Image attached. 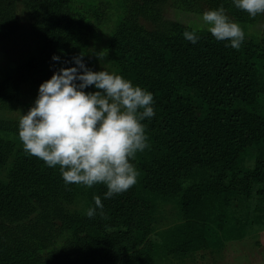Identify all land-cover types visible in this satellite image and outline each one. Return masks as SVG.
<instances>
[{
  "label": "trees",
  "instance_id": "16d2710c",
  "mask_svg": "<svg viewBox=\"0 0 264 264\" xmlns=\"http://www.w3.org/2000/svg\"><path fill=\"white\" fill-rule=\"evenodd\" d=\"M70 1H56L37 55L0 82V108L15 105L21 84L39 86L60 68L76 66ZM162 1L127 0L130 10L106 47L114 73L154 98L155 116L142 122L150 146L131 161L137 183L104 199V185L66 184L58 166H45L21 144H1L0 264H134L140 254L149 260L154 251L147 233L167 202L186 218L173 250L179 254L222 251L226 242L243 239L251 202L264 219V43L245 36L233 49L207 30L163 19ZM175 1L185 8L200 2L202 14L223 6L229 20H249L232 0ZM12 12V0H0V39L16 29ZM139 18L155 28L146 29ZM185 31L199 36L196 44ZM94 196L101 197L103 214L97 209L89 218ZM61 229L68 235L56 252L43 254Z\"/></svg>",
  "mask_w": 264,
  "mask_h": 264
},
{
  "label": "clouds",
  "instance_id": "9594fccd",
  "mask_svg": "<svg viewBox=\"0 0 264 264\" xmlns=\"http://www.w3.org/2000/svg\"><path fill=\"white\" fill-rule=\"evenodd\" d=\"M250 17L264 14V0H232ZM203 22L217 41L239 50L245 33L229 20L223 6L205 11ZM183 37L196 44L199 36L185 31ZM53 61L59 57L53 56ZM75 67L60 68L41 83L38 95L18 120V138L26 153L48 167H59L66 184L104 185V199L128 191L137 183L138 170L132 160L149 148L145 119L155 116L152 93L134 86L123 76L107 71L93 72L83 62V53L73 57ZM94 87L95 91L85 89ZM103 214L101 197H93Z\"/></svg>",
  "mask_w": 264,
  "mask_h": 264
},
{
  "label": "rangeland",
  "instance_id": "374dc122",
  "mask_svg": "<svg viewBox=\"0 0 264 264\" xmlns=\"http://www.w3.org/2000/svg\"><path fill=\"white\" fill-rule=\"evenodd\" d=\"M56 1L12 0V14H14L17 26L9 36L0 39V82L14 74L15 69L29 56L37 55L39 44L43 37L48 35L46 31L50 28L44 26L48 22L52 23V13L55 15V12H58L56 8H52ZM127 4V0H71L69 2V29L77 55L80 56L83 53L85 66L93 72L104 70L114 73L111 56L106 47L113 32L121 25L124 11L130 10ZM195 4L197 8H194L195 5L185 8L177 5L175 0H163L158 7L163 19L184 25L186 23V27L191 30H207L208 25L203 22V14L199 10L202 4L200 2ZM248 18L245 24L233 19L232 21L240 25L246 37L264 43V14ZM138 22L146 29L155 28L149 19L139 18ZM18 88L15 105L0 108V145H22L18 138L19 116L27 112L25 105H33L38 95L39 86L36 84L23 83ZM85 91L92 92L95 89L89 87ZM252 160L253 157H249L248 164ZM44 165L46 166L45 163ZM2 174L0 169V175ZM177 208L173 202H167L163 207H159L160 211L155 212L154 231L147 233L148 244L153 248L154 255H151V259L148 260L146 257L141 258L140 254L134 264H244L242 260L253 254H261L264 261V239L258 240L259 237L264 238V219L258 218L259 206L256 209L252 202L249 205V222L244 229L243 239L226 242L222 251H187L182 254L173 252L180 244L178 230L186 219ZM145 223L140 222L142 229ZM58 224L57 221L54 230L57 229ZM149 227L151 228V224L144 230L147 232ZM62 231L64 230L61 229ZM63 234L68 235V232L65 231L55 236L53 245L42 253L48 251L54 254L63 239ZM142 252L144 253L145 250L142 249ZM137 254L136 251L134 255ZM240 255L245 256L241 259ZM254 259L256 261V258Z\"/></svg>",
  "mask_w": 264,
  "mask_h": 264
},
{
  "label": "crops",
  "instance_id": "0c3cea01",
  "mask_svg": "<svg viewBox=\"0 0 264 264\" xmlns=\"http://www.w3.org/2000/svg\"><path fill=\"white\" fill-rule=\"evenodd\" d=\"M264 238H260L258 240H263ZM245 255H240L241 259L244 258ZM264 257V253H263ZM256 258V261L255 259ZM244 264H264V261L262 259L261 254H253L251 257H245V259L242 260ZM226 264V263H225Z\"/></svg>",
  "mask_w": 264,
  "mask_h": 264
}]
</instances>
